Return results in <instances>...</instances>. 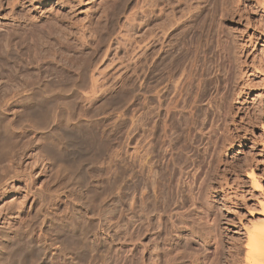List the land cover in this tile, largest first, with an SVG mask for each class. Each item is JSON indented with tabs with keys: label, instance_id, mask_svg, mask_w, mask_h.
I'll use <instances>...</instances> for the list:
<instances>
[{
	"label": "rangeland",
	"instance_id": "rangeland-1",
	"mask_svg": "<svg viewBox=\"0 0 264 264\" xmlns=\"http://www.w3.org/2000/svg\"><path fill=\"white\" fill-rule=\"evenodd\" d=\"M263 7L0 0V184L18 175L6 182L10 193L0 188V217L9 216L0 220V264H241L245 231L262 222L264 200ZM162 12L174 14L177 52L189 54L180 72L198 46L206 50L188 98L169 116V95L160 108L155 92L167 84L165 74L158 82V55L169 51L168 40L156 41ZM203 62L212 84L231 72L234 91L243 89L228 97L215 145L210 95L196 104L190 97ZM191 108L197 117L187 130L181 121Z\"/></svg>",
	"mask_w": 264,
	"mask_h": 264
},
{
	"label": "bare ground",
	"instance_id": "bare-ground-1",
	"mask_svg": "<svg viewBox=\"0 0 264 264\" xmlns=\"http://www.w3.org/2000/svg\"><path fill=\"white\" fill-rule=\"evenodd\" d=\"M177 1V0H176ZM144 3V2H143ZM185 4V3H184ZM173 5V4H172ZM190 5V4H189ZM263 9H264V7H263ZM161 10V9H160ZM159 10V11H160ZM171 10V9H170ZM174 10V9H173ZM162 11V10H161ZM167 12V11H166ZM172 12V11H171ZM165 13V12H164ZM163 12L160 14V18L158 19L159 21H158V23H157V25H158V27H157V29L159 28V33H160V35H158L157 37L158 38H156V41L160 44V46L162 47L163 46V44H164V41H166V40H168L167 42L169 43V51L167 52L168 53V56L166 55L165 57L162 55V54H164V51L163 50H161L160 51V54L158 55V58H159V63H158V71H159V73H160V76H159V83H160V85H162L163 83H164V78L161 76V74H165V75H167V84H165L166 86L165 87H163V85L161 86V88L158 90V91H155L156 92V101H157V105H158V107H162V105H164L163 103H165V101H166V96H168L169 95V99H167V106H166V115L165 116H169L170 115V111L171 110H174V109H176V107H178L177 106V103H178V98L182 95V94H184L183 96L184 97H186V95H188L189 93H187V90H186V86L188 85V84H190V82L192 81V79H193V72H195V70L192 72V68L194 67V66H198V65H196L197 64V62H199V61H197V56H199V53H200V50L201 51H203L202 50V48H201V46H196L197 47V49L195 50L196 51V53L195 52H193V57H192V55H191V62H189L190 63V65L188 66V67H183L184 69H183V71L182 72H180L179 71V69L181 68H179V66H180V64H181V62H183L185 59H186V57L189 55V54H184V53H180V52H177L178 51V49H177V46H178V41H177V39H176V33L175 32H177L176 30L178 29V27L177 26H175V21H174V18H173V13L171 14L170 13V15L169 14H167L166 15V17H165V14H164ZM202 14V13H201ZM145 15V14H144ZM194 16V15H193ZM145 17V16H144ZM150 17V16H149ZM173 18V19H172ZM188 18V17H187ZM204 19V18H203ZM212 19V18H211ZM145 20V19H144ZM180 20V19H179ZM196 20V19H195ZM211 21V20H210ZM196 22V21H195ZM194 22V23H195ZM193 22H191V24H192ZM145 24V23H144ZM197 24V23H196ZM207 25V24H206ZM147 26V25H146ZM179 26H180V24H179ZM190 26V25H189ZM195 26V25H194ZM193 26V27H194ZM197 26V25H196ZM201 27V26H200ZM203 27V26H202ZM207 28V27H206ZM188 29V28H187ZM194 29H196V28H194ZM200 29H202V28H200ZM205 29V28H204ZM148 29H146V31L145 32H143L144 34L142 35L143 36V41L145 42V47L147 48L148 46V44L150 43H147V41H148V39L150 38L149 37V35H148V32H150V31H147ZM168 30V31H167ZM193 30V29H192ZM199 30V29H198ZM206 30V29H205ZM190 31H191V27H190ZM197 31V30H196ZM194 32V31H193ZM198 32V31H197ZM183 33V32H182ZM206 34V33H205ZM182 35V34H181ZM199 37H200V39L202 38L201 37V35H203V34H200L199 33ZM151 36V35H150ZM184 36V35H183ZM206 36V35H205ZM155 38V37H154ZM187 38V37H186ZM192 38H193V36H192ZM194 38H195V36H194ZM194 38H193V40H194ZM151 39H153V38H151ZM197 39H199L198 37H197ZM249 40V39H248ZM180 41V40H179ZM198 41V40H197ZM196 41V42H197ZM166 42V43H167ZM195 42V41H194ZM208 42V41H207ZM206 42V43H207ZM142 43V42H141ZM184 43V42H183ZM198 43V42H197ZM199 44V43H198ZM191 45H192V43H191ZM200 45V44H199ZM205 45V44H204ZM193 46H194V44H193ZM161 47H160V49H161ZM185 47V46H184ZM207 48H208V46H206ZM165 48V47H164ZM163 49V48H162ZM192 49V48H191ZM263 49V48H262ZM152 50V49H151ZM189 51H190V49H189ZM263 52V51H262ZM155 53V52H154ZM202 53H205L206 54V50H204ZM191 54V53H190ZM143 55V54H142ZM145 55V54H144ZM143 55V56H144ZM201 55V54H200ZM209 55V54H208ZM156 56V55H155ZM204 56V55H203ZM152 57H153V55H152ZM206 57H207V55H206ZM263 57H264V55H263ZM145 59H146V57H145ZM216 59V58H215ZM221 59V58H220ZM260 59V58H259ZM199 60V59H198ZM167 61V62H166ZM204 61V60H203ZM260 61V60H259ZM264 61V60H263ZM166 62V63H165ZM229 62V61H228ZM261 62V61H260ZM166 65H165V64ZM206 63V62H205ZM156 64V63H155ZM183 64V63H182ZM204 62L200 65V74H198L199 76H198V78L196 79V76H194L195 78V80L197 81V84H196V92H195V94L194 95H192V96H190V97H192V101H193V104H196L200 99H202V98H204V97H206L205 95H207L208 96V94L210 95V98L208 99L209 100V105H210V107H209V109H208V111H207V115H208V120L209 121H213L214 122V124L213 125H215V127H214V131H211V133L214 135V137H215V139H214V145H215V142H216V140H219L220 139V137H222L221 135H219L220 134V130H221V125L223 124L222 122H225L226 120V116H227V110H226V108L227 107H229V102L227 101V99H228V97H233L234 98V100L235 99H238L239 98V96H240V94L243 92V89H242V86L240 87V89L237 91V92H235L234 90V88H236L237 86H236V84H235V81H236V76H232L230 73L229 74H227V75H224V76H222V77H218L217 79H215V84H212V82H211V78L209 79V78H206L207 76H208V74L207 73H209V71L207 70V69H204ZM186 66V65H185ZM195 68V67H194ZM197 68V67H196ZM195 68V69H196ZM221 68V67H220ZM254 68V67H253ZM166 69V71L164 72V70ZM227 70H228V68H227ZM230 70V69H229ZM161 72H163V73H161ZM178 72H180V74L182 75H180L179 77H178ZM226 73V72H225ZM261 73H263V72H261ZM159 75V74H158ZM164 75V76H165ZM196 75V74H195ZM147 76L148 75H145V82H146V80L148 79L147 78ZM151 76V75H150ZM264 76V75H263ZM166 78V77H165ZM264 78V77H263ZM195 81V82H196ZM261 81V80H260ZM262 81L264 82V80L262 79ZM263 84V83H262ZM191 85V84H190ZM247 86V85H246ZM253 86H255V85H253ZM92 87H94L93 85H92ZM193 88V87H192ZM191 87H190V89H189V86H188V90H191L192 89ZM238 88V87H237ZM254 88V87H253ZM258 88V87H257ZM263 88V87H262ZM192 91V90H191ZM200 93H199V92ZM213 91V92H212ZM148 92V91H147ZM188 92H190V91H188ZM212 92V94L213 93H215L216 95H215V97H212L211 96V94L210 93ZM193 93V92H192ZM143 95V94H142ZM217 95H219V97L216 99V97H217ZM154 96V95H153ZM183 96H181L180 98H182ZM147 97V96H146ZM168 98V97H167ZM186 98H188V97H186ZM184 99L185 101L187 100V99ZM232 98V99H233ZM191 99V98H190ZM231 101V100H230ZM147 102V101H146ZM183 103V102H182ZM187 103V102H186ZM192 103V102H191ZM191 103H190V105H191ZM231 103V102H230ZM262 103H264V102H262ZM148 104V103H147ZM145 105V104H144ZM149 105V104H148ZM155 105V104H154ZM189 105V106H190ZM192 106V105H191ZM187 107V106H186ZM147 108V107H146ZM193 108V107H192ZM192 108L191 109H189V117H188V115L186 114V118H181L182 119V121H181V123L182 124H184V126L185 127H187V130L189 129V128H191V127H189V124H187V122L188 121H190V125H191V123L193 124L194 123V117L196 116V113H195V111H192ZM164 109V108H163ZM194 110H195V107L193 108ZM229 109V108H228ZM261 109V110H260ZM260 109H259V111H258V109H257V111L258 112H260V115H259V118H258V120L259 119H264V106L261 108V106H260ZM147 111V110H146ZM256 111V112H257ZM165 113V112H164ZM158 114V113H157ZM145 115H147V114H145ZM159 115V114H158ZM144 116V115H143ZM160 116V115H159ZM156 117V116H155ZM158 117V116H157ZM179 117V116H178ZM197 117V116H196ZM256 118V117H255ZM254 118V119H255ZM145 119L147 120V118L145 117ZM154 119V118H153ZM170 119V118H169ZM158 121L160 120V118H158L157 119ZM161 120H163L162 118H161ZM257 121V120H256ZM263 121V120H262ZM145 122V121H144ZM168 122V121H167ZM167 122H165V120L162 122L161 121V126H163L162 128V131L163 130H165L166 129V125H167ZM219 122H221V123H219ZM159 123V122H158ZM157 123V124H158ZM212 123V122H211ZM218 123V124H217ZM155 124V123H154ZM160 124V123H159ZM213 125H209V127H210V130H211V128H212V126ZM157 126V125H156ZM158 127V126H157ZM161 128V127H160ZM224 130V129H223ZM228 132V131H227ZM226 133V132H225ZM262 133H263V135H264V124H262ZM164 134V133H163ZM187 134V133H186ZM221 134H223V133H221ZM165 135V134H164ZM190 135H191V133H190ZM213 135L212 136H210L211 138L213 137ZM188 137V136H187ZM224 137V136H223ZM161 138V137H160ZM165 138V137H164ZM187 139V138H186ZM195 140V139H194ZM163 142V141H162ZM170 143V142H169ZM222 144V143H221ZM217 145V144H216ZM155 146V145H154ZM153 146V147H154ZM169 147V146H168ZM155 148V147H154ZM174 148V147H173ZM196 148V147H195ZM149 149V148H148ZM148 149H147V151H148ZM150 150V149H149ZM186 150H188V149H186ZM146 151V150H145ZM166 151V150H165ZM175 151V150H174ZM177 151V150H176ZM152 152V151H151ZM172 152V151H171ZM145 153V152H144ZM185 153V152H184ZM147 155V154H146ZM168 155V154H167ZM150 156V155H149ZM145 157V156H144ZM153 157V156H152ZM176 157V156H175ZM193 157V156H192ZM158 158V157H157ZM172 158V157H171ZM142 159H144V163H147V161H146V157L145 158H143L142 157ZM141 159V160H142ZM170 159V158H169ZM148 160V159H147ZM213 160V159H212ZM162 161V160H161ZM171 161V160H170ZM215 161V160H214ZM143 163V164H144ZM149 163V162H148ZM148 163H147V165H148ZM198 163V162H197ZM173 164V163H172ZM195 164V163H194ZM209 164H210V161H209ZM146 165V164H145ZM147 167V166H146ZM151 167V166H150ZM185 167V166H184ZM210 167V166H209ZM253 167V166H252ZM192 168V167H191ZM7 169V168H6ZM201 169V168H200ZM5 170V169H4ZM254 170V169H253ZM253 170L252 169H250L249 170V172H248V176H249V178H250V183L252 184V186H254V187H256V188H258L260 185H258V181H257V179H255L256 177H254V174H253ZM8 173V172H7ZM205 174V173H204ZM191 175V174H190ZM207 175V174H206ZM16 176H18V175H16ZM15 176V174L12 176V175H9V177L7 176V178H5L4 179V181H3V183H1L0 184V188H1V190H2V193L1 194H8V193H10V188L8 187L9 185H7V181H15L16 179H17V177ZM23 177V176H22ZM21 177V178H22ZM24 177H26V179H24L25 181H24V186L26 187V189H27V191H26V193L29 195V196H31V198L32 197H35L36 196V191H32V189L30 188V182L31 181H29V179H30V177H29V175H26L25 174V176ZM206 177V176H205ZM198 178V177H197ZM248 178V179H249ZM191 179V178H190ZM204 180V179H203ZM157 181V180H156ZM192 181V180H191ZM1 182V181H0ZM200 183V182H199ZM154 188H155V186H154ZM158 189V188H157ZM154 190V189H153ZM26 194V195H27ZM39 195V194H38ZM40 196V195H39ZM243 199V198H242ZM13 200H15V198H13L11 201H13ZM261 204V203H260ZM261 208V214H260V216L262 217V218H260L261 219V223L259 224V225H257V226H254V227H252L250 230H247V231H245V239H244V241H243V249H244V258H243V264H264V200L262 201V204H261V206H260ZM18 211V210H17ZM8 216V215H7ZM0 217V220L2 221V223H4L5 222V220H6V218H8V217ZM16 217V216H15ZM9 221V220H8ZM42 221V220H41ZM10 222V221H9ZM206 222H207V220H206ZM5 223H7V222H5ZM3 226H5V225H3ZM7 226V225H6ZM10 227V226H9ZM27 246V245H26ZM19 250V249H18ZM239 261V260H238ZM241 263V264H242ZM240 264V263H239Z\"/></svg>",
	"mask_w": 264,
	"mask_h": 264
}]
</instances>
